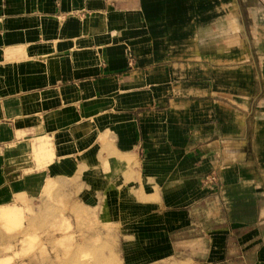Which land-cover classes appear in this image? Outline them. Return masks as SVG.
Here are the masks:
<instances>
[{"label": "crops", "instance_id": "obj_1", "mask_svg": "<svg viewBox=\"0 0 264 264\" xmlns=\"http://www.w3.org/2000/svg\"><path fill=\"white\" fill-rule=\"evenodd\" d=\"M262 19L264 0H0V208L68 193L123 264H264Z\"/></svg>", "mask_w": 264, "mask_h": 264}, {"label": "rangeland", "instance_id": "obj_2", "mask_svg": "<svg viewBox=\"0 0 264 264\" xmlns=\"http://www.w3.org/2000/svg\"><path fill=\"white\" fill-rule=\"evenodd\" d=\"M63 187L50 180L43 191ZM65 194L28 208H0V264H123L116 237Z\"/></svg>", "mask_w": 264, "mask_h": 264}, {"label": "built area", "instance_id": "obj_3", "mask_svg": "<svg viewBox=\"0 0 264 264\" xmlns=\"http://www.w3.org/2000/svg\"><path fill=\"white\" fill-rule=\"evenodd\" d=\"M214 180H215V178L213 176H208L205 178L204 182L212 183Z\"/></svg>", "mask_w": 264, "mask_h": 264}, {"label": "bare ground", "instance_id": "obj_4", "mask_svg": "<svg viewBox=\"0 0 264 264\" xmlns=\"http://www.w3.org/2000/svg\"><path fill=\"white\" fill-rule=\"evenodd\" d=\"M7 215V214H6Z\"/></svg>", "mask_w": 264, "mask_h": 264}]
</instances>
